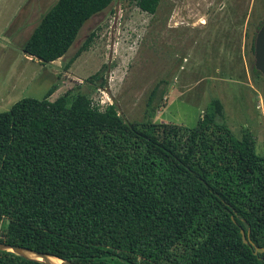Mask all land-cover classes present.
Returning a JSON list of instances; mask_svg holds the SVG:
<instances>
[{"label":"trees","instance_id":"obj_1","mask_svg":"<svg viewBox=\"0 0 264 264\" xmlns=\"http://www.w3.org/2000/svg\"><path fill=\"white\" fill-rule=\"evenodd\" d=\"M114 1L55 0L23 52L41 63L63 57ZM160 1L134 3L154 14ZM86 81L87 91L51 100L53 84L0 111V242L74 264H264V152L253 133L236 136L218 98L193 126L127 121L115 102L92 100L101 71ZM0 264L43 263L0 250Z\"/></svg>","mask_w":264,"mask_h":264},{"label":"rangeland","instance_id":"obj_2","mask_svg":"<svg viewBox=\"0 0 264 264\" xmlns=\"http://www.w3.org/2000/svg\"><path fill=\"white\" fill-rule=\"evenodd\" d=\"M54 1L0 0V111L21 97L41 98L53 84L51 100L69 88L87 91V77L101 71L105 82L96 81L92 100L115 102L127 121L193 126L218 98L234 134L247 127L264 152V77L250 71L264 0H161L154 14L115 0L84 23L63 57L41 63L23 44ZM91 32L88 49L66 66Z\"/></svg>","mask_w":264,"mask_h":264},{"label":"water","instance_id":"obj_3","mask_svg":"<svg viewBox=\"0 0 264 264\" xmlns=\"http://www.w3.org/2000/svg\"><path fill=\"white\" fill-rule=\"evenodd\" d=\"M253 66L264 77V23L260 25L253 40ZM244 243H248L243 229H240ZM264 249V248H263ZM0 250L12 252L24 259L43 264H74L53 254L43 253L27 247L0 242Z\"/></svg>","mask_w":264,"mask_h":264},{"label":"built area","instance_id":"obj_4","mask_svg":"<svg viewBox=\"0 0 264 264\" xmlns=\"http://www.w3.org/2000/svg\"><path fill=\"white\" fill-rule=\"evenodd\" d=\"M261 105L260 104H258V107H260Z\"/></svg>","mask_w":264,"mask_h":264},{"label":"bare ground","instance_id":"obj_5","mask_svg":"<svg viewBox=\"0 0 264 264\" xmlns=\"http://www.w3.org/2000/svg\"><path fill=\"white\" fill-rule=\"evenodd\" d=\"M202 23V21H200Z\"/></svg>","mask_w":264,"mask_h":264}]
</instances>
